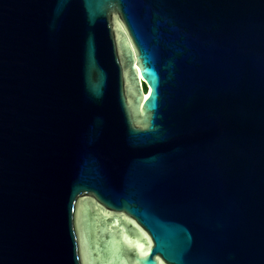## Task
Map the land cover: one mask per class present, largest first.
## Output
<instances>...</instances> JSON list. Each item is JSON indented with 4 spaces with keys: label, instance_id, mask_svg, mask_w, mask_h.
Masks as SVG:
<instances>
[{
    "label": "water",
    "instance_id": "water-1",
    "mask_svg": "<svg viewBox=\"0 0 264 264\" xmlns=\"http://www.w3.org/2000/svg\"><path fill=\"white\" fill-rule=\"evenodd\" d=\"M0 264H264V0H0Z\"/></svg>",
    "mask_w": 264,
    "mask_h": 264
},
{
    "label": "trees",
    "instance_id": "trees-1",
    "mask_svg": "<svg viewBox=\"0 0 264 264\" xmlns=\"http://www.w3.org/2000/svg\"><path fill=\"white\" fill-rule=\"evenodd\" d=\"M145 87V89H146V86H144Z\"/></svg>",
    "mask_w": 264,
    "mask_h": 264
}]
</instances>
